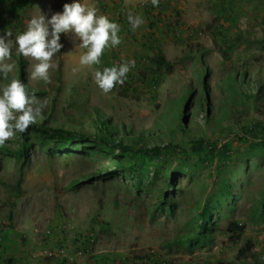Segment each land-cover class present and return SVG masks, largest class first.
<instances>
[{
    "label": "rangeland",
    "instance_id": "374dc122",
    "mask_svg": "<svg viewBox=\"0 0 264 264\" xmlns=\"http://www.w3.org/2000/svg\"><path fill=\"white\" fill-rule=\"evenodd\" d=\"M66 2L0 0V31L14 40ZM84 2L141 51L123 47L135 67L103 93L106 50L80 66L86 50L62 33L50 82L27 79L47 104L0 145V264H264V0ZM12 59L25 80L35 61Z\"/></svg>",
    "mask_w": 264,
    "mask_h": 264
},
{
    "label": "clouds",
    "instance_id": "9594fccd",
    "mask_svg": "<svg viewBox=\"0 0 264 264\" xmlns=\"http://www.w3.org/2000/svg\"><path fill=\"white\" fill-rule=\"evenodd\" d=\"M151 4L158 6L159 0H151ZM127 20L133 31L145 23L141 14H133L131 10ZM120 29L118 21L100 14L95 6L84 0H71L63 4L61 11L51 15L40 10L39 14L29 19L26 29L15 35L14 40L10 30L0 31V80L7 79V83H0V145L17 133H25L30 125L44 119L43 109L47 100L37 98L28 87L27 79L50 82L49 70L57 68L53 57L63 47L62 33L74 34L79 40L78 44L73 41L74 47L86 50L79 57V65L95 66L101 64L106 49L121 43ZM14 52L35 61L31 64L30 72L26 69L25 80L10 75L17 67L12 59ZM135 64V59H128L97 68L94 81L103 93H109L116 85H122L127 80V74Z\"/></svg>",
    "mask_w": 264,
    "mask_h": 264
},
{
    "label": "trees",
    "instance_id": "16d2710c",
    "mask_svg": "<svg viewBox=\"0 0 264 264\" xmlns=\"http://www.w3.org/2000/svg\"><path fill=\"white\" fill-rule=\"evenodd\" d=\"M159 60L167 68L171 67V64L169 62H167L163 56H159ZM51 130L56 134H62V135L69 137V138H77V139H81V140H85V141H88L91 139V136L86 135L84 133H79L77 131H71V132L62 131L61 129H57V128L56 129L52 128ZM204 144H205V142L202 139H198V140H196L195 144L192 146V150L196 153H200L204 147ZM126 149H129V147H127ZM154 151L160 152L161 149L156 148ZM1 169H2V158L0 157V171H1ZM208 217H209V212H208L207 207H205L203 210V218L205 220V223H207Z\"/></svg>",
    "mask_w": 264,
    "mask_h": 264
},
{
    "label": "crops",
    "instance_id": "0c3cea01",
    "mask_svg": "<svg viewBox=\"0 0 264 264\" xmlns=\"http://www.w3.org/2000/svg\"><path fill=\"white\" fill-rule=\"evenodd\" d=\"M139 2L140 0H133ZM125 43V42H124ZM127 46L117 45L114 48L106 49L104 63L106 66H112L113 64H119L123 59L126 53H130V51H124L123 47H129L132 49L133 53H139L141 51L142 43L140 40H131L126 42ZM134 57V55H133Z\"/></svg>",
    "mask_w": 264,
    "mask_h": 264
},
{
    "label": "built area",
    "instance_id": "2783aa9c",
    "mask_svg": "<svg viewBox=\"0 0 264 264\" xmlns=\"http://www.w3.org/2000/svg\"><path fill=\"white\" fill-rule=\"evenodd\" d=\"M118 3V2H117Z\"/></svg>",
    "mask_w": 264,
    "mask_h": 264
}]
</instances>
